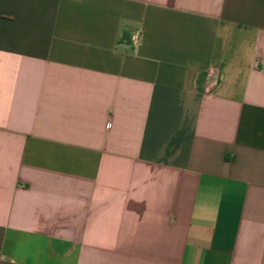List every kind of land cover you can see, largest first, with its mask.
Returning a JSON list of instances; mask_svg holds the SVG:
<instances>
[{
	"label": "crops",
	"instance_id": "0c3cea01",
	"mask_svg": "<svg viewBox=\"0 0 264 264\" xmlns=\"http://www.w3.org/2000/svg\"><path fill=\"white\" fill-rule=\"evenodd\" d=\"M0 264H264V0H0Z\"/></svg>",
	"mask_w": 264,
	"mask_h": 264
},
{
	"label": "trees",
	"instance_id": "16d2710c",
	"mask_svg": "<svg viewBox=\"0 0 264 264\" xmlns=\"http://www.w3.org/2000/svg\"><path fill=\"white\" fill-rule=\"evenodd\" d=\"M119 39H125V41H130V33L128 29H122Z\"/></svg>",
	"mask_w": 264,
	"mask_h": 264
}]
</instances>
